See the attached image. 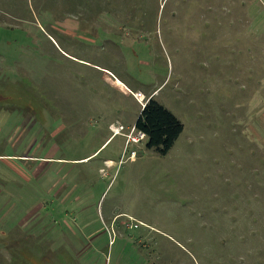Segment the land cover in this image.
Segmentation results:
<instances>
[{"label": "rangeland", "instance_id": "rangeland-1", "mask_svg": "<svg viewBox=\"0 0 264 264\" xmlns=\"http://www.w3.org/2000/svg\"><path fill=\"white\" fill-rule=\"evenodd\" d=\"M0 264H264V0H0Z\"/></svg>", "mask_w": 264, "mask_h": 264}, {"label": "trees", "instance_id": "trees-1", "mask_svg": "<svg viewBox=\"0 0 264 264\" xmlns=\"http://www.w3.org/2000/svg\"><path fill=\"white\" fill-rule=\"evenodd\" d=\"M136 129L146 135V146L165 155L183 131L182 122L166 107L150 96L135 122Z\"/></svg>", "mask_w": 264, "mask_h": 264}, {"label": "built area", "instance_id": "built-area-1", "mask_svg": "<svg viewBox=\"0 0 264 264\" xmlns=\"http://www.w3.org/2000/svg\"><path fill=\"white\" fill-rule=\"evenodd\" d=\"M145 133L136 129L134 125L133 128L125 134L127 144L140 142L142 139L145 138Z\"/></svg>", "mask_w": 264, "mask_h": 264}, {"label": "crops", "instance_id": "crops-1", "mask_svg": "<svg viewBox=\"0 0 264 264\" xmlns=\"http://www.w3.org/2000/svg\"><path fill=\"white\" fill-rule=\"evenodd\" d=\"M152 94H150V96H151ZM113 128H115V127H113ZM108 164H112L113 163V161H112V159H107V160H105Z\"/></svg>", "mask_w": 264, "mask_h": 264}, {"label": "bare ground", "instance_id": "bare-ground-1", "mask_svg": "<svg viewBox=\"0 0 264 264\" xmlns=\"http://www.w3.org/2000/svg\"><path fill=\"white\" fill-rule=\"evenodd\" d=\"M143 99V98H142Z\"/></svg>", "mask_w": 264, "mask_h": 264}]
</instances>
